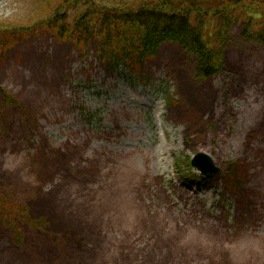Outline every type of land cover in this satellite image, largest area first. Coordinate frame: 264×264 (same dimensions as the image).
<instances>
[{"label": "rangeland", "instance_id": "1", "mask_svg": "<svg viewBox=\"0 0 264 264\" xmlns=\"http://www.w3.org/2000/svg\"><path fill=\"white\" fill-rule=\"evenodd\" d=\"M63 1L0 0V28ZM36 29L0 50L18 100L0 101V190L47 224L17 222L21 248L1 225L0 264H264V47L234 25L224 68L195 80L176 43L127 74L106 70L95 41L83 58ZM198 151L219 168L209 191L182 181Z\"/></svg>", "mask_w": 264, "mask_h": 264}, {"label": "trees", "instance_id": "2", "mask_svg": "<svg viewBox=\"0 0 264 264\" xmlns=\"http://www.w3.org/2000/svg\"><path fill=\"white\" fill-rule=\"evenodd\" d=\"M69 2L67 5L66 2ZM48 18L33 23L81 53L97 43L100 61L113 71L142 68L163 43H177L195 57L194 78L203 80L224 68L225 40L234 25L240 36L264 47V0H65ZM72 9V10H70ZM28 28H0V49L27 34ZM5 104L17 100L0 87ZM210 187L211 180H204ZM18 220L43 229L45 217L32 218L28 208L0 191V222L23 245Z\"/></svg>", "mask_w": 264, "mask_h": 264}, {"label": "water", "instance_id": "3", "mask_svg": "<svg viewBox=\"0 0 264 264\" xmlns=\"http://www.w3.org/2000/svg\"><path fill=\"white\" fill-rule=\"evenodd\" d=\"M192 164L201 169L205 175L218 171L214 166L212 159L205 153H197L191 160Z\"/></svg>", "mask_w": 264, "mask_h": 264}, {"label": "bare ground", "instance_id": "4", "mask_svg": "<svg viewBox=\"0 0 264 264\" xmlns=\"http://www.w3.org/2000/svg\"><path fill=\"white\" fill-rule=\"evenodd\" d=\"M120 113H121V116L124 117V118H128V116H129V112H128V110H126V109H121V110H120ZM121 121H123V120H121ZM118 125L123 126V125L120 124V123H118ZM119 130L121 131V130H122V127H119ZM163 151H164V150H163ZM109 152H110L112 155L116 156L117 150L111 149V150H109ZM119 155L122 156V157H127V155H129V153H127V152H123V151H122V153H119Z\"/></svg>", "mask_w": 264, "mask_h": 264}]
</instances>
